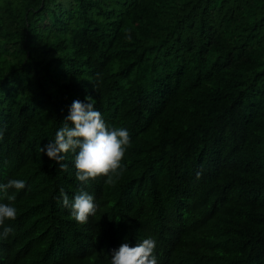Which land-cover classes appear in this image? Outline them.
<instances>
[{
  "label": "trees",
  "instance_id": "trees-1",
  "mask_svg": "<svg viewBox=\"0 0 264 264\" xmlns=\"http://www.w3.org/2000/svg\"><path fill=\"white\" fill-rule=\"evenodd\" d=\"M88 96L130 134L114 184L41 152ZM0 135V183L26 181L0 264H109L147 237L158 264H264V0H0Z\"/></svg>",
  "mask_w": 264,
  "mask_h": 264
},
{
  "label": "clouds",
  "instance_id": "clouds-1",
  "mask_svg": "<svg viewBox=\"0 0 264 264\" xmlns=\"http://www.w3.org/2000/svg\"><path fill=\"white\" fill-rule=\"evenodd\" d=\"M129 144L128 129L107 124L96 109L94 100L88 96L84 101L72 102L63 126L57 129L54 138L41 148V152L58 164L61 170L68 167L62 163L65 155L73 153L75 178L86 187L90 180L100 176L107 177V184H114L120 177L121 161ZM25 188L26 181L23 179L14 178L0 183V227L5 237L12 232L11 227L4 226L5 221L16 219L18 210L14 202L17 194ZM60 198L71 217L79 223H87L89 217L97 212L98 204L88 191L81 190L69 199L61 189ZM5 199L7 203L2 202ZM156 246L157 241L153 237L144 238L135 246L125 241L112 250L109 264H158Z\"/></svg>",
  "mask_w": 264,
  "mask_h": 264
}]
</instances>
